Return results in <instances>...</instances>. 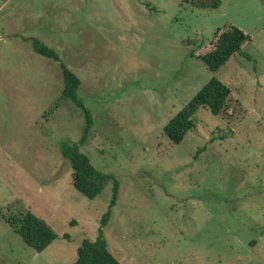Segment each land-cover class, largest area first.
I'll use <instances>...</instances> for the list:
<instances>
[{
    "label": "rangeland",
    "instance_id": "obj_1",
    "mask_svg": "<svg viewBox=\"0 0 264 264\" xmlns=\"http://www.w3.org/2000/svg\"><path fill=\"white\" fill-rule=\"evenodd\" d=\"M220 1L0 0V264H73L112 199V183L94 200L73 187L61 144L85 119L32 39L81 81V152L119 182L102 232L121 264H264V0ZM230 27L250 59L213 75L198 57ZM212 77L231 92L225 111L201 109L172 144L164 127ZM26 212L57 235L40 254L5 221Z\"/></svg>",
    "mask_w": 264,
    "mask_h": 264
},
{
    "label": "trees",
    "instance_id": "obj_2",
    "mask_svg": "<svg viewBox=\"0 0 264 264\" xmlns=\"http://www.w3.org/2000/svg\"><path fill=\"white\" fill-rule=\"evenodd\" d=\"M190 4L198 9L217 10L220 0H190ZM246 36L237 28L230 27L222 32L215 47L198 59L213 75H216L225 64L237 54L250 59L242 53ZM33 51L54 62L59 63L63 79L61 99L69 101L80 110L85 119L83 134L79 142H62L61 154L63 160L72 172V185L75 190L88 200L96 199L112 183V199L107 212L103 215L100 226L103 230L112 216V209L118 198L119 182L111 174H105L93 167L89 159L81 152L93 126L90 111L78 98L81 81L64 64L60 63L58 55L38 40L32 39ZM230 90L216 77L212 79L167 123L163 129L164 135L174 144L179 145L188 132L195 127V118L201 109H207L213 116H220L230 100ZM10 228L17 233L23 242L40 254L57 239V235L50 226L31 212L5 218ZM102 230L93 242L84 240L77 250V259L73 264H121L108 250V244L103 237ZM67 238V236H65Z\"/></svg>",
    "mask_w": 264,
    "mask_h": 264
}]
</instances>
